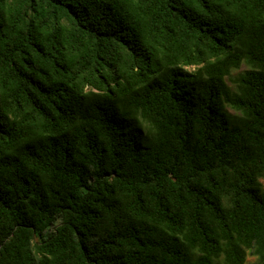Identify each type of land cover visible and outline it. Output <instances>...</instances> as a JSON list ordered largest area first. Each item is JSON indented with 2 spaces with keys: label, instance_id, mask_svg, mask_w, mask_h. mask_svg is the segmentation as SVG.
<instances>
[{
  "label": "trees",
  "instance_id": "obj_1",
  "mask_svg": "<svg viewBox=\"0 0 264 264\" xmlns=\"http://www.w3.org/2000/svg\"><path fill=\"white\" fill-rule=\"evenodd\" d=\"M247 255L264 0H0V264Z\"/></svg>",
  "mask_w": 264,
  "mask_h": 264
},
{
  "label": "rangeland",
  "instance_id": "obj_2",
  "mask_svg": "<svg viewBox=\"0 0 264 264\" xmlns=\"http://www.w3.org/2000/svg\"><path fill=\"white\" fill-rule=\"evenodd\" d=\"M242 68H243V67H242ZM242 68H241V69H242ZM233 73H235V72H233ZM228 110H229L230 112H232V110H231L230 108H228ZM254 261H255V258H254L252 255H247V257H246V261H245V264H253Z\"/></svg>",
  "mask_w": 264,
  "mask_h": 264
}]
</instances>
